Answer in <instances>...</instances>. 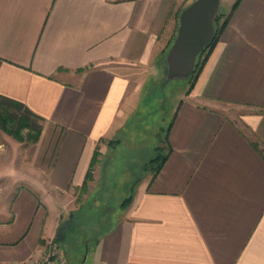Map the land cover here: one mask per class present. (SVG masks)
Segmentation results:
<instances>
[{
	"label": "crops",
	"instance_id": "1",
	"mask_svg": "<svg viewBox=\"0 0 264 264\" xmlns=\"http://www.w3.org/2000/svg\"><path fill=\"white\" fill-rule=\"evenodd\" d=\"M192 1L0 0V100L43 124L37 142H10L8 162L0 153V180L16 183L0 206V264L37 260L56 239L65 198L125 126L130 86L147 84ZM236 1L175 105L164 164L82 264H264V0Z\"/></svg>",
	"mask_w": 264,
	"mask_h": 264
},
{
	"label": "rangeland",
	"instance_id": "2",
	"mask_svg": "<svg viewBox=\"0 0 264 264\" xmlns=\"http://www.w3.org/2000/svg\"><path fill=\"white\" fill-rule=\"evenodd\" d=\"M233 1L223 0L220 9L221 21L227 16L226 11ZM171 44L162 54V58L160 57L161 60H157L143 72L147 84L133 83L130 86L129 94H134L135 99L125 107V126L115 138L107 140L108 144L102 146L103 151L99 145L94 177L89 181L88 188L85 190L82 185L76 189V196L65 198V212L61 223L66 221L71 213L73 217L64 240H56L61 256L67 255V261L82 264L89 247L105 231L110 220L121 212L122 207L126 208L132 203L127 202L131 197L133 200L138 181L147 173L153 172L155 165L152 159L158 156V147L167 146L166 130L172 120L175 105L186 93H190L195 85L194 81L190 82L188 78L166 81L167 54ZM160 64L165 66V71H158ZM149 75L161 79L153 83L150 82ZM140 76L135 80L140 79ZM139 96L140 100L137 99ZM2 103L4 102L0 100V105ZM14 140L16 138L0 128L1 162L9 161V144ZM15 185L8 176L0 180V206L9 205ZM124 203L128 205L123 206ZM3 215L0 211V219Z\"/></svg>",
	"mask_w": 264,
	"mask_h": 264
},
{
	"label": "water",
	"instance_id": "3",
	"mask_svg": "<svg viewBox=\"0 0 264 264\" xmlns=\"http://www.w3.org/2000/svg\"><path fill=\"white\" fill-rule=\"evenodd\" d=\"M222 3L223 0H193L181 12L178 34L167 54L166 81L187 79L193 74L197 56L215 35V20ZM72 217L73 213L59 226L58 241L64 240Z\"/></svg>",
	"mask_w": 264,
	"mask_h": 264
},
{
	"label": "trees",
	"instance_id": "4",
	"mask_svg": "<svg viewBox=\"0 0 264 264\" xmlns=\"http://www.w3.org/2000/svg\"><path fill=\"white\" fill-rule=\"evenodd\" d=\"M239 0L236 1V4ZM228 23V17L226 16L224 20L221 21V13L217 16L215 20V35L211 42L207 44L204 49L197 56V62L193 74L188 78V80L194 81L195 84L199 74L201 73L210 53L220 39V35L224 27ZM172 45V44H171ZM4 103L0 105V128L12 135L19 141H24L28 143L37 142L40 139L42 132V118L30 110L23 102L12 99H1ZM172 122H170L166 130V140H168V134L171 129ZM158 156L152 159L154 163L153 173L155 174L160 170L162 165L166 160L165 147H158ZM98 148L95 150L94 156L92 158L89 170L86 174L85 181L83 183V189H87L89 186V181L94 177V167L97 162ZM151 162V163H152ZM155 162H157L155 164ZM132 201V197L129 199L128 204ZM126 203V204H127ZM125 203L123 206H127Z\"/></svg>",
	"mask_w": 264,
	"mask_h": 264
},
{
	"label": "built area",
	"instance_id": "5",
	"mask_svg": "<svg viewBox=\"0 0 264 264\" xmlns=\"http://www.w3.org/2000/svg\"><path fill=\"white\" fill-rule=\"evenodd\" d=\"M61 258L59 244L56 239L49 241V247L41 258L31 261L28 264H58Z\"/></svg>",
	"mask_w": 264,
	"mask_h": 264
}]
</instances>
